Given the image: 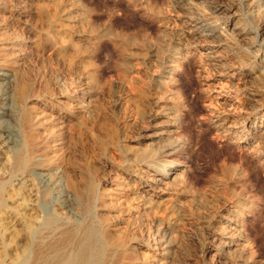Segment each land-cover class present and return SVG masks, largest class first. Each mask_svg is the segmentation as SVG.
Instances as JSON below:
<instances>
[{"label":"rangeland","instance_id":"obj_1","mask_svg":"<svg viewBox=\"0 0 264 264\" xmlns=\"http://www.w3.org/2000/svg\"><path fill=\"white\" fill-rule=\"evenodd\" d=\"M247 1L0 0L4 179L12 172L1 164L24 157L18 144L30 128L39 144L7 189L23 184L27 212L37 218L57 213L52 228L77 219L82 230H103L116 243L112 251L104 247L100 264H264V1ZM71 41L84 52L81 66L73 65L79 68L58 54ZM132 66L139 68L138 80L129 84L124 72ZM83 88L96 117L72 104L78 122L63 109V119L56 118L62 96ZM26 107L33 111L27 125ZM110 123L123 143L105 170ZM134 157L179 170L182 177L165 191V207L109 206L115 192L109 185L101 186L106 207L95 209L92 197L82 213L69 206L68 175L95 189L107 172L130 184L123 171ZM154 216L171 224L167 250L150 247L161 226L152 223ZM225 217L241 228H226ZM70 243L62 256L75 252Z\"/></svg>","mask_w":264,"mask_h":264},{"label":"bare ground","instance_id":"obj_2","mask_svg":"<svg viewBox=\"0 0 264 264\" xmlns=\"http://www.w3.org/2000/svg\"><path fill=\"white\" fill-rule=\"evenodd\" d=\"M252 1L253 0H248L246 2V5L251 4ZM257 1H259V0H257ZM87 37H86V39H84V40H86L85 43H88L90 41L89 38L91 36H87ZM72 42L73 41L70 42L68 47L66 46L67 48L65 46H64L65 48L63 47L64 49L60 48V51L58 54L61 55V57L64 59V62L66 61L65 63H68V65H70V66L72 65V67H73V65H76V64L79 65V63L81 62L80 55L83 51H82V47H78V45L76 46L77 43L74 44ZM83 43H84V41H83ZM81 58H83V56ZM80 66H81V63H80ZM73 68H79V66L73 67ZM124 69H125V67H124ZM138 69L139 68H137V66H132L130 68H126L124 74L129 78V82H130V83L128 82L129 84H133L132 82L134 79L138 80V77H137ZM8 72L11 75L15 74V71L13 69L8 70ZM125 75H124L123 79H125V77H126ZM136 77H137V79H136ZM125 81H126V79H125ZM92 88L93 87H91V89ZM87 90L89 91V89H87V88H86V90L84 88L80 89L78 91V94L72 95V96L71 95H65V96L63 95L62 98L64 100H61L57 103L58 104V110H57L58 112H57L56 118H58L59 120L63 119V117L61 116V112H60L61 109H63V111H68L69 113L73 114L74 119H75L74 121H76V122H78L77 119L80 118V116H79L80 112H82V113L84 112V113L88 114L87 116H90L91 118L93 117V119H94L96 117L97 111L95 110L96 107L93 106L92 99H89V92ZM20 94L25 95L23 93V91ZM95 96H96V94H95ZM72 104H74L76 106L78 105L77 108H79L80 112H76V113L74 112L73 113V111H72L73 105ZM23 110L27 111V114L25 116L26 117L25 124L27 125L29 123V118H31V113L33 111H31L30 107H26ZM44 117H45L44 115H41L39 118H44ZM66 120H68V123L70 124V122H69L70 119H66ZM109 120H111V119H109ZM62 121H61V123H62ZM97 121L100 122L101 120H97ZM117 125L119 126V124H117ZM109 126H110V129L113 128L111 123L109 124ZM30 127H32L31 124H29L28 129ZM122 127H124V126H122ZM116 130L112 129V130H109L110 131L109 133H107V139H108V142L106 143L107 159H106V161H104L102 163V166L104 167L105 170L110 169L112 167L114 161L116 160V156H118L117 151L120 150L121 141L123 143V140H121L122 138L119 137L120 134L118 136L117 135L118 131H116ZM147 133H148V130L145 129L143 136L149 137V135H148L149 133L148 134ZM59 136H60V134H59ZM34 138L35 137H34L33 129L30 128L28 133H27L26 140L24 142L18 144L19 146H21L25 150L24 157H22V158L14 157V158L10 159V164L9 163L1 164V166L3 165L5 168L7 167L8 171L13 173V174L11 173V176L14 175V173H17V174L19 172L22 173L27 169L28 164L30 163V161L32 159L31 155L33 153V150L35 148L39 147V144L36 143ZM172 150H173L172 148H169V151L166 150L165 152H167V155H170ZM148 151H151V149L148 148ZM5 158H4V160H5ZM134 160H135V163L131 164L130 166H127L123 171V175L128 180L129 179L131 180L130 184L124 185L123 182H118L116 179L117 176L114 177L110 172H107L106 174H102L101 177H99L97 187L95 189L94 185H92L91 182L86 181L81 185V184H78L77 182H75V180L72 178V174L68 175L67 176L68 177V181H67L68 182V193L66 194V197L68 199L69 206L72 207V209H74V210L77 209V210L81 211L83 209V207L85 206V204H87V202L90 201V199L92 197V203H93V206L95 207V209H97L98 207L99 208L100 207H106L105 205H108V204L106 203L104 205V203H103V198L105 195L104 193H106V192L103 191L101 186L102 185H104V186L109 185L110 187H113L112 189H114V191H115L114 193H112V196H110V198H109V200H110V202H108L109 206L117 205L118 207L122 208V206L125 205L123 207H126L128 210H136L137 207L139 206L138 205L139 203L140 204L155 203V205H156V203H158V204L164 205V207H165V205H167V198H165V196H164L165 191L170 189L168 187H170L171 183H175L176 181H178L182 177L179 174L180 172L178 173L179 170H175V168L173 169V167L170 164L166 165L164 163L161 165V164H150L148 162H144V164L142 165V164H140L142 159H140L138 157H136V158L134 157ZM137 166H139V167H137ZM5 168H3V169H5ZM64 168H66V167H64ZM148 168H150V169L152 168V170L149 171ZM64 171H66V170H64ZM10 177L8 180H6V179H4V176H2L0 174V264H55L56 262H58V264L59 263L60 264H100L102 262L101 259H103L102 257L105 254L104 253V249H105L104 247H106V248L110 247V250H111V247H113L116 243L115 241L114 242L109 241L107 239L106 234L103 232V230L98 232L97 234L96 233L93 234L92 232H89L86 229L82 230L81 229V223H78L77 219H74V218H73L74 219L73 222L70 221L69 223L59 224L57 227L52 228V227H50L51 224L55 225L56 220H58V215H57V213L55 214V212H50L51 214H49V215H51V216L41 218L42 221L38 222L40 218H37V215L32 214L30 212H27L26 202L29 199H27L28 197L26 198V196H25L26 193L24 194L23 184L19 185V187L16 186L17 188L7 189ZM122 179H124V178H121V180ZM25 184H26V182H25ZM121 184H123V185H121ZM30 185H32V184H30ZM110 187H109V189H110ZM27 193H29V192H27ZM166 194H167V192H166ZM145 207H143V209ZM20 211H22V212H20ZM34 212L37 213L36 210ZM148 212H150V211H148ZM72 213H74V212L72 211ZM81 213H82V211H81ZM75 214H76V212H75ZM227 215H229V214H227ZM71 218H72V216H71ZM37 219H38V221H37ZM167 219H168V217H167ZM236 220L237 219H234L233 217L232 218L230 217V219H229V217H225L226 228H229L230 224L235 225V227H237V228L240 227L241 224L239 222H237ZM152 223L153 224H161V226L154 230L155 233H153V236L151 238L152 242L150 244V247L152 248V250L158 249V248L163 250V251L167 250V237H168L167 231L170 229L171 224L167 223L166 218H164L163 216H156V217L154 216L152 218ZM152 226H154V225H152ZM49 228H51L54 231L49 233V231H47V229H49ZM101 228H103V227H101ZM105 228H106V226H105ZM175 228H177V227H175ZM88 229H89V226H88ZM176 231L174 230V232H176ZM240 232H241V229H240ZM213 234H215V233L213 232ZM172 235H173V233H172ZM231 235H232V233L230 234V236ZM173 236H175V235H173ZM222 236L224 237V235H222ZM74 241H75V244H74L75 247L74 248H76L75 252H71L69 255L62 256L61 252L63 250H61V249L64 246V244H66V243L68 244L70 242L73 243ZM218 241H220V240H218ZM106 252H108V251H106ZM107 254H109V253H107ZM119 263H117V264H119Z\"/></svg>","mask_w":264,"mask_h":264}]
</instances>
